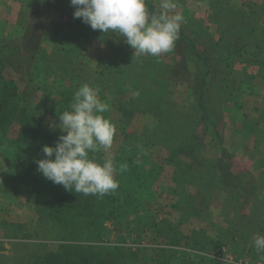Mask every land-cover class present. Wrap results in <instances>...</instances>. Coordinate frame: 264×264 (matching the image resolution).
<instances>
[{"label": "rangeland", "instance_id": "1", "mask_svg": "<svg viewBox=\"0 0 264 264\" xmlns=\"http://www.w3.org/2000/svg\"><path fill=\"white\" fill-rule=\"evenodd\" d=\"M148 1L161 11L159 8L161 0ZM173 2L176 7L170 10V14L181 13L184 25L191 30H196L194 24L201 22L208 35L206 38L221 44L220 35L227 27L228 19L236 15L237 10L243 9L241 15L244 16V24L240 27L248 29V35L252 33L253 39L259 41L257 62L254 61L252 65L253 59L249 58L237 61L231 68L233 76L237 79L234 88L232 83L226 81L227 83L223 84L224 88L219 90L216 97L224 115L222 146L232 158L233 170H236V167L239 170V163L243 164L247 157L244 154L245 150L242 153L235 150L238 144L236 141L239 144L243 141L242 137L233 132L232 119L236 120L240 114H244L246 118L258 110L264 112V78L256 77L258 67H264V0H173ZM36 9L44 14L41 17L36 16L33 13ZM74 10L70 6V0H0V44L4 38L19 44L25 26L32 19L43 24L42 29L41 26L37 29L40 36L36 47L38 62L27 71L23 68L17 73L2 66L0 72L6 81L15 83L17 96L19 92H30V96L21 97V106L39 119L43 129L56 141L65 133L59 127L61 123L59 117L53 113L54 110H50V104L43 99L50 94L52 102L59 100V97L54 95L52 84L57 85L60 79L51 75L45 63L46 59L44 61L42 58L51 52L52 38L57 31L61 33L56 40L62 44L68 43L69 40L62 41L74 35L68 34L70 30L67 27L72 22L69 17L70 11ZM190 14L191 18L188 20ZM86 26L90 29L91 39L82 44L80 57L86 66L85 69L89 68L88 72L92 76L100 72L105 73L104 69L112 60V51L116 48L128 50L130 54L136 56L134 50L124 42V38H118L111 32L104 34ZM245 48L249 51L256 49L253 44ZM136 57L151 63L161 61L164 67H170L174 62L171 51L158 57L149 55ZM124 69L129 68L124 65ZM242 74L255 78L240 82ZM108 79L99 81L98 98L109 105L107 114L115 125L116 132L111 148L94 154L96 161L102 164L105 159H114L123 133H134L142 139L143 137L150 139L152 144H148L146 149L150 154L154 177L158 182L155 198L148 204L149 192L137 190L133 193L132 199L134 205L138 206L124 205L115 218L104 219L101 224L99 219L81 223L80 216L83 215L84 209L47 207L55 195L47 186V179L42 176L41 179L36 178V181L32 176L23 173L19 165L25 162L23 158L17 159L21 152L17 147L18 143L7 141L8 138L12 141L18 138V126L14 125L8 131L7 128L5 131L0 130V264H51L52 260L59 264H86L87 255L97 254L102 258L108 248H119L125 256L134 253L140 257L150 254L152 249L163 247L179 251V257L184 254L191 256L200 254L216 259L222 264L264 262V253L258 255L251 246L254 234H264V171L261 170L264 166L260 164L261 168L251 167L249 174L243 173L245 177L254 181L256 186V191L247 204L242 205L235 201L234 196L229 198L227 192L220 189L216 200L206 209H200L193 201L181 207L180 200L184 192L187 193L185 195H194L198 188L181 187L178 181L173 180L175 165L166 160L170 143L162 134L155 135V128L150 124L152 122L148 117L135 115L128 119L116 112L113 107L114 96L111 89L107 88ZM226 84L228 89V85L232 84L230 90L225 89ZM259 96L263 102H258ZM165 100L180 112L174 125L176 132L183 134L196 127V123L190 119L191 116L183 114V107L190 102L189 91L184 81L170 83ZM103 115L106 116L105 113ZM260 116L262 117L260 126L264 127V115ZM225 120L230 125L226 133L223 130ZM202 137V144L195 149V154L192 153L207 161L219 157L220 146L209 134H203ZM178 140L179 138L175 139ZM12 150L13 155L10 154ZM180 159L183 162L190 160L188 157ZM192 231L203 232L199 236L201 243L208 245L210 239L219 238L223 241V247L218 254L190 247L187 243H192L193 239L184 237ZM166 236L173 240L176 238L179 244L171 246L166 244L169 241ZM244 242L250 243L246 251L241 246ZM225 256H229L231 260H224ZM128 264H142V260L135 259Z\"/></svg>", "mask_w": 264, "mask_h": 264}, {"label": "trees", "instance_id": "2", "mask_svg": "<svg viewBox=\"0 0 264 264\" xmlns=\"http://www.w3.org/2000/svg\"><path fill=\"white\" fill-rule=\"evenodd\" d=\"M145 3L149 11L159 12L148 0H145ZM219 9L221 10V8ZM243 11V9L237 10L238 13L228 19L229 23L220 35L222 44L206 38L208 35L201 22L194 24L197 31L188 29L183 23L179 38L171 51L174 62L170 67H164L161 61L154 63L144 61L130 54L128 50L116 48L112 51V60L104 69L105 73L100 72L94 76L88 72L89 68L85 69L86 66L80 57L82 44L91 39L90 29L79 18L74 19V11H70L69 17L72 22L67 25L70 30L68 34L73 33L74 35L64 39L62 42L69 41L62 44L61 41L56 40L61 33L57 31L52 38L51 52L42 58L44 61L46 59L45 63L48 65L51 75L60 79L57 85L52 84L54 95L59 97V100L52 102L49 94L43 101L50 104V110H54L53 113L59 117L63 111L70 110L69 105L72 102L73 93L83 85L82 83L97 87L101 79L109 78L106 81L108 82L107 88L111 89L114 96L113 107L116 112L128 119L135 115L148 117L152 122L150 124L155 128V135L162 134L170 143L166 160L175 165L173 180L178 181L182 185L181 187L194 186L198 188L194 195H185L187 193L184 192V196L180 200L181 207H185L189 201H193L200 209H206L216 200L220 189H224L229 198L234 196L235 201L242 205L247 204L250 197L254 195L256 186L254 181L243 174H238L237 169L233 170L232 158L222 146L224 115L222 108L219 107V99L216 98L219 90L224 88L223 84L227 83L226 81L232 83L234 88L237 79L233 76L231 68L237 64V61L249 58L253 59L251 63L254 65L253 63L257 62L259 57V41L253 39L252 33L248 35V29L240 27L244 24V16L241 15ZM33 13L40 17L44 14L39 12V9ZM39 22V20H30L25 26L19 44L5 38L2 39L0 68L4 66L18 73L23 68L26 71L29 70L34 63L38 62L36 47L40 36L37 29L40 26L41 29L43 27L42 22L40 24ZM237 30L239 31L236 33ZM249 44H253L257 50H246L245 47ZM235 58L238 59L235 61ZM124 65L129 68L126 69L129 72H126ZM224 70L228 72L226 73ZM225 74L226 77H224ZM241 76L240 82L255 78L245 74ZM258 76L264 78V67H258L256 77ZM178 80L184 81L190 96V102L183 107V114L191 116V121L195 122L197 127L183 134L176 132L174 128L180 112L165 100L170 83ZM231 85H228V89L226 84L225 89L230 90ZM17 92L15 83L6 81L0 72V130L5 131L7 128L8 131L12 126H18V138L15 141L8 138L7 141L18 143L17 147L21 152L17 159L23 158V162H25V164L19 165L22 167L23 173L32 176L33 180L41 179L42 174L37 171L35 161L44 158L42 147L45 145L54 147L56 140L43 129V124L39 119H36L33 114L21 106V97L30 96V92H19L18 96ZM133 92H138L139 95L134 97ZM105 115L110 119L107 112ZM203 134H209L220 146V155L214 160L207 161L194 155L195 149L202 144ZM143 138L134 133H123L120 146L114 157L117 167L115 178L119 181V188L114 193L102 198L92 195L84 196L72 189L68 191L63 186L46 180L47 186L55 193L52 202L47 204V207L84 209L83 215L80 216L81 223L99 219L101 224L104 219L115 218L124 205L138 206L134 205L132 199L133 193L137 190L149 192L148 204H150L156 196L155 189L158 182L154 177L152 164H150V154L146 149L148 144L152 143L149 141L150 139ZM176 138L179 140L175 141ZM10 154L13 155L14 151L12 150ZM181 157H188L190 160L183 162ZM121 164L128 166V170L124 173L119 172ZM195 232L192 231L184 237L193 239L192 243H187L190 247H198L206 252H215L213 254L219 253L223 247L221 239H210L208 245H205L199 240V236L203 232ZM167 238L169 241L166 244L170 246L179 244V240L176 238L173 240L170 236H166ZM178 254L177 250L163 247L152 249L151 253L145 256L139 257L134 253L125 256L119 248H108L102 258L97 254L87 255L85 263L128 264L140 258L142 264H222L216 259L200 254L192 256L184 254L182 257H179ZM72 258L75 259V257ZM51 264L59 263L52 260Z\"/></svg>", "mask_w": 264, "mask_h": 264}, {"label": "clouds", "instance_id": "3", "mask_svg": "<svg viewBox=\"0 0 264 264\" xmlns=\"http://www.w3.org/2000/svg\"><path fill=\"white\" fill-rule=\"evenodd\" d=\"M70 6L75 9L74 19L79 18L92 30L124 38L136 56L158 57L172 51L184 22L181 13L170 14L176 7L173 0H161L159 12L149 11L145 0H70ZM98 93L99 88L88 83L73 93L70 110L59 114V127L65 135L54 147L43 146L44 158L35 163L37 171L53 184L102 198L114 193L119 181L114 159L101 164L94 155L111 148L116 132L115 125L103 115L109 105L98 98ZM127 170V164L119 166L120 173ZM252 246L258 255L264 253V235L254 234Z\"/></svg>", "mask_w": 264, "mask_h": 264}, {"label": "crops", "instance_id": "4", "mask_svg": "<svg viewBox=\"0 0 264 264\" xmlns=\"http://www.w3.org/2000/svg\"><path fill=\"white\" fill-rule=\"evenodd\" d=\"M198 2L200 3V1ZM190 18H191V14L190 16H188V20ZM258 98H257L258 102L262 100V97L259 98L260 100ZM225 101L227 103V100ZM242 108L244 109L245 107H243L242 105ZM243 111L245 112V109ZM257 113L252 112L250 115H247L246 118L243 116L244 114L243 115L240 114V117L236 118V120L232 119V122H234L232 123L233 126L235 127L236 125L235 127L236 130L234 127H232L234 130L233 132L236 135L238 134L240 137H242V141H243L241 142V144H239V142L236 141L238 144L235 150L241 153L242 151L244 152L245 150L246 153L244 152V154L247 157L246 160L243 161L244 162L243 164L239 163V170L236 167L237 169L236 171L237 172L240 171V174H243V173L249 174L251 167L254 169V167H260V164L264 166V127L260 126L261 119H262L260 115H264V112L261 110H258ZM229 127L230 125L227 124V121H226V124L223 127L224 133H226V130H228ZM224 142H225V139H224ZM261 170L264 171L263 168H261ZM249 244L250 243L248 242H244L241 244V246L245 250H247L249 248Z\"/></svg>", "mask_w": 264, "mask_h": 264}, {"label": "built area", "instance_id": "5", "mask_svg": "<svg viewBox=\"0 0 264 264\" xmlns=\"http://www.w3.org/2000/svg\"><path fill=\"white\" fill-rule=\"evenodd\" d=\"M224 260L229 261V260H231V258L229 256H225ZM233 264H235V263H233ZM256 264H264V262H258Z\"/></svg>", "mask_w": 264, "mask_h": 264}]
</instances>
